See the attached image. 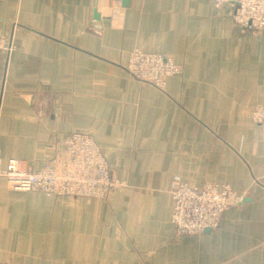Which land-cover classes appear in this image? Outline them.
<instances>
[{"label":"crops","instance_id":"0c3cea01","mask_svg":"<svg viewBox=\"0 0 264 264\" xmlns=\"http://www.w3.org/2000/svg\"><path fill=\"white\" fill-rule=\"evenodd\" d=\"M236 1L0 0V149L38 169L89 132L111 175L101 199L7 188L0 262L264 264V29ZM101 24L93 23L94 11ZM171 54L164 88L126 69L130 51ZM229 183L242 194L217 228L178 235L171 186Z\"/></svg>","mask_w":264,"mask_h":264},{"label":"built area","instance_id":"2783aa9c","mask_svg":"<svg viewBox=\"0 0 264 264\" xmlns=\"http://www.w3.org/2000/svg\"><path fill=\"white\" fill-rule=\"evenodd\" d=\"M228 1L213 0V3L219 7ZM235 1L234 21L251 32L263 30L264 0ZM3 48L9 49L10 45L0 33V49ZM126 69L139 81L161 89L169 76L182 72V67L171 54L148 52L138 46L130 51ZM251 114L264 133V103L257 104ZM0 178L12 190H40L56 197L69 195L94 199L106 197L123 184L111 175L110 165L92 134L79 131L69 133L62 152L49 158L38 169L17 157L9 158L2 165L0 149ZM170 191L173 198L171 220L178 235L201 234L217 228L223 212L242 200V194L227 182H209L198 187L176 179Z\"/></svg>","mask_w":264,"mask_h":264},{"label":"water","instance_id":"95a60500","mask_svg":"<svg viewBox=\"0 0 264 264\" xmlns=\"http://www.w3.org/2000/svg\"><path fill=\"white\" fill-rule=\"evenodd\" d=\"M122 3L123 4H126L127 3V0H122ZM93 23L95 25H97V26H99L101 24V21H100V13L97 10L94 11ZM207 230H209V229H207Z\"/></svg>","mask_w":264,"mask_h":264}]
</instances>
